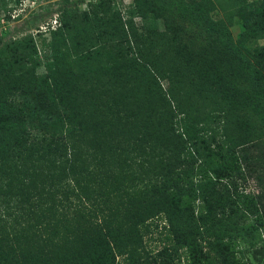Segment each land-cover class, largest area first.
<instances>
[{
    "label": "trees",
    "instance_id": "16d2710c",
    "mask_svg": "<svg viewBox=\"0 0 264 264\" xmlns=\"http://www.w3.org/2000/svg\"><path fill=\"white\" fill-rule=\"evenodd\" d=\"M247 8L239 43L264 34V0ZM62 14L43 74L30 41L0 66V264L194 261L227 201L204 168L233 165L245 125L233 90L194 64L147 61L117 12ZM248 57L264 116V46ZM25 88L44 120L15 108ZM157 222L169 244L150 256Z\"/></svg>",
    "mask_w": 264,
    "mask_h": 264
},
{
    "label": "rangeland",
    "instance_id": "374dc122",
    "mask_svg": "<svg viewBox=\"0 0 264 264\" xmlns=\"http://www.w3.org/2000/svg\"><path fill=\"white\" fill-rule=\"evenodd\" d=\"M261 1L0 0V66L17 54L7 46L30 41L41 61L36 68L41 75L50 57L51 33L58 28L63 11L74 10L78 24L83 13L110 20L117 12L123 23L134 28L135 43L145 50L147 61L194 64L199 68L195 75L223 77L233 90L243 110L236 115L245 124L235 129V161L228 166L215 159L204 168L205 175L214 178V186L227 197L224 209L214 208L212 212L211 221L216 219L220 225L202 234L194 261L185 262L180 253H175L167 264H264V116L256 108L263 102L257 95V67L250 69L247 63L248 55L264 46V34L238 41L243 10ZM110 42L105 36L103 43ZM34 94L33 89L25 88L24 94L17 95L15 108L31 114L36 122L37 117L44 120L45 116L35 112L39 108ZM193 206L197 214L205 212L201 201L196 200ZM161 225L157 222V228L152 227L143 238L150 256L169 244ZM116 262L128 264L123 257Z\"/></svg>",
    "mask_w": 264,
    "mask_h": 264
}]
</instances>
